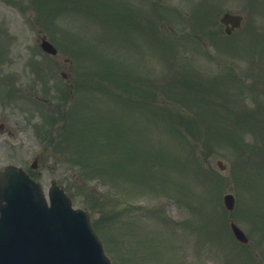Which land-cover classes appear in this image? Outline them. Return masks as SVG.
Instances as JSON below:
<instances>
[{
	"label": "rangeland",
	"instance_id": "rangeland-1",
	"mask_svg": "<svg viewBox=\"0 0 264 264\" xmlns=\"http://www.w3.org/2000/svg\"><path fill=\"white\" fill-rule=\"evenodd\" d=\"M21 1L24 6H27L30 2L36 4V0ZM66 1V6L69 5L68 9L61 6L50 22L44 14L40 18L37 17L38 10L35 7V12L32 8L27 9L25 7L22 11L10 6L6 0H0V19L8 16L5 24L8 25L11 34L17 35V39L12 42L14 48L10 49L12 58L4 63L7 65L0 67V71L3 72V75H0V89L5 88L8 75H14L13 84L24 90H29L30 93L32 92L30 90L35 88L33 85L38 84V82L34 83L32 81L33 75L28 71L29 61L27 58L33 51L37 50L36 36L37 29L40 28L58 47V62H63L65 57H70L72 67L77 70L81 69L85 63L83 61L84 57L78 54V51H73L72 48L81 47L82 50L84 48L88 52L83 50L84 55L90 60L98 56L99 62H102L106 53L117 51L120 55L126 53L131 55L130 60L133 67H128L130 71L138 69L139 72L142 71V75L148 73L151 76L162 73L165 57L161 59L158 57L159 53L154 39L141 34L143 30L135 33L133 30L128 29L111 34L112 26L109 25V22L92 14L100 12L101 6L99 8L95 7V9L88 7L91 13L87 14L84 0ZM105 1L109 4H125L128 12H133V21H139L146 32L149 33L155 28L157 29L158 38L173 39L172 44L176 48V52L173 51L170 44L165 45L164 48H166L169 59L173 61L174 59L175 61L185 59L191 62L190 64L187 63V68L194 74H190L189 80L192 76L212 75L214 69H219L216 66L217 63L229 62L228 64L246 69L259 65L261 71L264 70V38L261 42H258L253 51H247L248 48H252L248 44L249 38H257V35L253 32H263L264 0H254V3L251 0H207L213 6H218H215V9L205 5L204 1L206 0ZM91 2L99 4L97 3L98 0H90ZM180 2L181 5L184 4L187 8H192L193 4L197 8L205 5L206 9L211 10L212 16H218L225 10L238 12L246 16V24L244 23L240 29L227 36L223 32V27L214 23L209 29L216 31L222 41L219 40L216 45L211 46V34L209 30L203 29L202 34L198 32L200 37L190 47L188 39L171 34L172 26L190 28L186 19L183 20L180 19L181 17L175 18L173 15H169L170 10L165 7V5H168V8L170 6L178 9ZM32 3L30 4L33 6ZM56 5L60 6V3L58 2ZM180 11H184V8H180ZM203 26H207V24L204 22ZM133 28L135 27L133 26ZM190 30L193 31L191 28ZM100 43L102 47L98 46ZM194 44L198 47L196 50H193ZM36 56L33 57L38 58V60L41 58L40 55ZM94 63L96 66L99 64L95 61ZM87 64L90 66L91 72L96 70V67L90 61ZM179 66L183 65L179 64ZM187 68L186 71L189 72ZM57 69L55 79H57V82H61L59 80L61 78L60 74L64 69L63 67ZM147 69L148 71L143 73ZM221 69L223 68L221 67ZM67 74L70 76L69 72ZM96 75L94 73L89 77L87 76V78ZM75 76H77V79L81 77V75ZM28 86L30 88H27ZM254 94L253 88L246 93H241L238 87L227 83L225 91L215 97L216 106L213 107L209 102H206L194 109H205L208 112V120L206 122L201 121V124L215 127L221 123L219 121L214 122V117L209 113L221 110L217 105L229 101L238 105L240 97L243 96L242 98L249 105L260 102L264 106V95L254 101ZM76 96L78 97L77 93ZM96 96L99 97L96 98ZM165 99L160 96L157 105L167 106L166 110L172 111L174 114L190 109V106L184 104V97L172 101ZM2 101L0 97V122L4 123V128L0 129V164L17 163L28 170L31 169L30 164L33 158L37 156V166L32 170L45 190L53 177L57 178L63 185L68 181L67 189L73 199L79 203L74 205L89 210L91 206L94 207L92 208L93 211L90 210L93 221L97 222L103 219L108 210H117L120 217L129 219L130 222L126 223V226L118 223L111 227L112 224L107 222L103 230H101V227L99 229L105 250L112 257L114 264H149L145 260L152 256V253L150 264H182L189 262V260L192 263L195 255L197 259L192 264L225 263L226 259L223 260L225 254H222L220 250L227 251V260L231 259V256L236 253L234 242L227 233L228 240H225L222 229L223 222L228 225V219L231 217L230 213L233 211H235L233 215L235 214L234 216L238 220L233 219L245 230L247 229L249 235H251L249 248L252 249L254 254L264 250V234L262 233L264 221L260 223L259 220L251 222V220L246 219L247 217L243 219V215H248L249 218H256L252 215H257L261 219L264 218V188L248 190L245 185L247 177H241V173L244 172L246 176L254 179V184L259 179L264 184V172L261 173L262 170H260L263 167L257 163L260 160L256 161L260 157H262L261 159L264 158V126L259 131L245 132L242 127H236L233 130L235 121H232V118L231 121L220 125L219 132L213 137L204 132L197 138L189 134L183 138L180 133L175 134L174 128L170 126V121L157 117L151 109L138 105L134 106L138 110H133V105L120 107L115 105V98H111L103 92L89 91L86 94L84 109L87 116H96L98 120L93 122L92 126L87 127L86 130L90 131L92 129L99 133L97 127L114 129L116 134L129 133L133 138L129 134H124L119 142L105 138L103 140H107V143L102 145L101 148L102 139L94 137V140H88L86 147L77 148L75 147V141L67 143L62 140L60 142L59 127L48 129L49 136L43 138L42 133L37 128L44 126L49 128L47 125L49 122L48 117L42 113H31L32 108L27 104L31 103L30 101L25 100V102L15 103L12 106L4 105ZM190 103L194 105L193 102ZM173 106L181 112H174ZM24 109H27V112ZM225 114L227 113L225 112ZM160 115L168 117V115ZM257 116H262L264 120V111L257 113ZM175 121L172 120V123H175ZM43 122L45 124H42ZM227 125L229 126L226 128ZM179 126L184 128L183 125ZM76 129L73 128V132ZM133 130L137 131L139 135L138 145ZM7 131H10V133ZM65 133H68L67 130ZM51 137L54 139L52 145L55 148L48 144ZM72 137L74 138V136ZM238 140L241 144L236 146ZM67 141L69 140L67 139ZM189 146L193 154L188 150ZM137 148L138 153H136ZM202 149L206 153H210L205 156ZM243 154L247 155V160L242 158ZM82 155H91L88 161L91 165L100 164L99 162H92L100 159L112 162L114 165H107L106 162L100 178L92 176L91 179L85 180L83 179L84 167L72 160L76 156L78 158L85 157ZM131 157H133V168L124 172L122 165L128 164L127 159ZM198 158L204 159H200V165L204 169L203 172H199L197 169L195 159ZM217 159L225 164L224 168H220L216 162ZM234 173L239 178L234 179ZM117 174L118 177H116ZM149 176H152V178L150 179ZM142 178H145L143 181H153L154 179V182L150 186H145V183L141 185ZM71 187L75 190L72 189L74 190L72 191ZM220 188L221 191L218 194ZM157 191H163L167 195H161L162 193ZM227 191L234 194L236 202L233 211H227L226 213L222 205V194ZM140 198L142 200L136 204V200ZM163 199L167 201L165 204L161 203ZM172 202H175L176 205ZM238 205H241V207L237 213L236 206ZM136 206H143L140 209L144 213L138 221L133 223V211L139 210ZM153 207L164 210V221L157 216L147 217L146 212L153 210ZM214 207L218 211L223 210L224 218L220 217L218 220L215 213L216 208L214 209ZM181 215L186 221V224L181 225L186 228V232L190 235L177 233L173 229L177 224L179 225L177 220L181 218ZM157 228L164 229L166 234L165 245L160 247L156 241L153 242L148 236L151 232H158ZM143 229L149 232L144 239H141ZM150 230L152 231L150 232ZM218 232L220 233L217 239L216 237L207 239ZM165 234L162 230L158 239L164 240ZM197 234L198 236H196ZM260 234L263 237L261 242L257 236ZM123 237L125 238L124 245L127 247L122 246ZM203 240H208L211 243L206 246L207 251H204L199 243L194 244L195 241L202 243ZM153 243H155L156 250L149 249ZM143 245H147L146 247L149 250H145ZM212 245H215L220 253L213 251L215 247ZM159 252L162 253L161 257H159L161 255Z\"/></svg>",
	"mask_w": 264,
	"mask_h": 264
},
{
	"label": "water",
	"instance_id": "water-1",
	"mask_svg": "<svg viewBox=\"0 0 264 264\" xmlns=\"http://www.w3.org/2000/svg\"><path fill=\"white\" fill-rule=\"evenodd\" d=\"M239 17L225 14L222 21ZM42 47L55 49L47 42ZM46 205L38 183L20 169H0V264H110L94 233L87 212L73 210L54 185ZM1 200H5L4 204ZM232 206V196H225ZM235 235L246 240L231 223Z\"/></svg>",
	"mask_w": 264,
	"mask_h": 264
}]
</instances>
